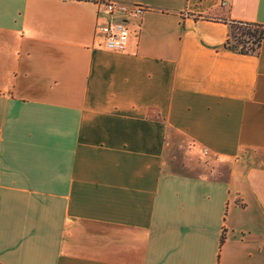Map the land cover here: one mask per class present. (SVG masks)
<instances>
[{
  "label": "crops",
  "instance_id": "obj_1",
  "mask_svg": "<svg viewBox=\"0 0 264 264\" xmlns=\"http://www.w3.org/2000/svg\"><path fill=\"white\" fill-rule=\"evenodd\" d=\"M220 3L0 0V264H264V0Z\"/></svg>",
  "mask_w": 264,
  "mask_h": 264
},
{
  "label": "built area",
  "instance_id": "obj_2",
  "mask_svg": "<svg viewBox=\"0 0 264 264\" xmlns=\"http://www.w3.org/2000/svg\"><path fill=\"white\" fill-rule=\"evenodd\" d=\"M228 0H221L222 7L227 5ZM105 5L109 14L118 13L127 17L129 15L140 16L145 8L137 5L127 6L109 1L101 2ZM97 36L103 39V46L109 51H123L128 37V29L125 20H116L107 24H100L96 28Z\"/></svg>",
  "mask_w": 264,
  "mask_h": 264
},
{
  "label": "trees",
  "instance_id": "obj_3",
  "mask_svg": "<svg viewBox=\"0 0 264 264\" xmlns=\"http://www.w3.org/2000/svg\"><path fill=\"white\" fill-rule=\"evenodd\" d=\"M229 37L224 43V48L237 50L240 54L257 53L262 40L264 39V26L243 23H229Z\"/></svg>",
  "mask_w": 264,
  "mask_h": 264
}]
</instances>
